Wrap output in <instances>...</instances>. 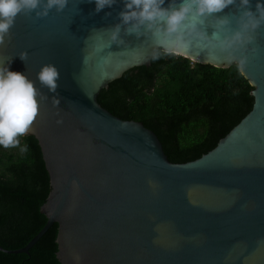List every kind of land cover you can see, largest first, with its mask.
Masks as SVG:
<instances>
[{"label": "water", "instance_id": "obj_1", "mask_svg": "<svg viewBox=\"0 0 264 264\" xmlns=\"http://www.w3.org/2000/svg\"><path fill=\"white\" fill-rule=\"evenodd\" d=\"M94 7L69 0L62 12L21 15L0 45V58L13 57L10 70L26 73L46 97L26 136L38 142L50 186L39 209L44 227L25 247L0 252L28 255L56 224L59 264H75L76 252L81 264H264V27L239 69L253 88L251 111L207 154L173 164L155 134L97 103L125 72L150 66L151 42L122 27L124 43L107 46L104 30L119 23L123 5ZM185 59L236 65L197 48ZM47 63L60 73L54 93L36 79Z\"/></svg>", "mask_w": 264, "mask_h": 264}, {"label": "trees", "instance_id": "obj_2", "mask_svg": "<svg viewBox=\"0 0 264 264\" xmlns=\"http://www.w3.org/2000/svg\"><path fill=\"white\" fill-rule=\"evenodd\" d=\"M253 88L237 65L218 69L182 57H164L137 67L101 90L97 103L114 117L141 123L157 137L173 164L195 161L215 148L252 109ZM18 148L0 149V247L15 251L44 227L39 209L49 176L38 142L21 138ZM54 224L28 255L0 252V264H59Z\"/></svg>", "mask_w": 264, "mask_h": 264}, {"label": "clouds", "instance_id": "obj_3", "mask_svg": "<svg viewBox=\"0 0 264 264\" xmlns=\"http://www.w3.org/2000/svg\"><path fill=\"white\" fill-rule=\"evenodd\" d=\"M69 0H0V45L11 37L16 20L48 16L52 9L62 12ZM99 13L112 8L117 0H87ZM119 23L107 32V46L123 44L121 29L125 34L146 37L151 42L148 59L152 62L164 57L187 58L193 48L208 53L224 64H236L243 69L249 50L264 27V0H121ZM225 9L231 11L224 13ZM224 13L223 15H219ZM110 15V13H106ZM209 29L211 31L209 32ZM27 52L19 58L26 61ZM13 57L6 62L0 58V149L18 148L27 153V144L21 145L38 116L39 103L46 99L34 86L26 73L10 70ZM59 70L52 64L41 66L36 79L50 92L58 86ZM54 105L59 101L53 98ZM57 123H62L57 120ZM73 185L76 181L73 180ZM151 188L156 183L148 181ZM75 264H81L79 252L73 254Z\"/></svg>", "mask_w": 264, "mask_h": 264}]
</instances>
